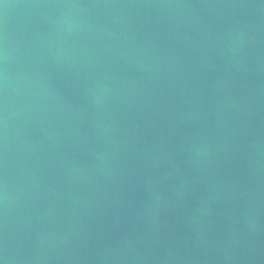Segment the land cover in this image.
<instances>
[{"label":"water","instance_id":"1","mask_svg":"<svg viewBox=\"0 0 264 264\" xmlns=\"http://www.w3.org/2000/svg\"><path fill=\"white\" fill-rule=\"evenodd\" d=\"M0 264H264V0H0Z\"/></svg>","mask_w":264,"mask_h":264}]
</instances>
